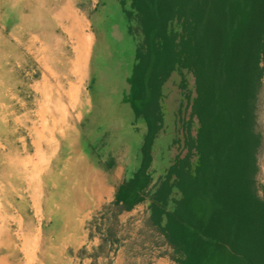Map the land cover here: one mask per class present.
Returning <instances> with one entry per match:
<instances>
[{
  "label": "trees",
  "instance_id": "16d2710c",
  "mask_svg": "<svg viewBox=\"0 0 264 264\" xmlns=\"http://www.w3.org/2000/svg\"><path fill=\"white\" fill-rule=\"evenodd\" d=\"M118 3L135 50L124 102L148 129L117 215L149 201L147 228L176 264H264V0ZM175 72L191 111L174 141L182 152L155 184L164 86Z\"/></svg>",
  "mask_w": 264,
  "mask_h": 264
},
{
  "label": "rangeland",
  "instance_id": "374dc122",
  "mask_svg": "<svg viewBox=\"0 0 264 264\" xmlns=\"http://www.w3.org/2000/svg\"><path fill=\"white\" fill-rule=\"evenodd\" d=\"M49 1L51 0H0V197L2 196L5 200H9L10 203L14 204V207L18 209V213L26 217L27 223L32 221L31 223L35 228L40 219L37 220L32 211L31 184L34 181L32 173L35 168L37 172L41 173L45 193H47L44 197L46 219L41 227V252L49 253L50 257L57 261L64 251L65 245L50 242L48 239L50 232L51 234L56 232L54 235H59V231H63V229L48 227V203H50L48 199H53V208L56 205V210H59L61 196L51 194L48 196V191L60 193L66 189L70 183V179L67 178L78 177L71 176V173L85 171L80 169L82 166L81 161H86L90 165L93 162L98 163L97 168L107 159L123 160L128 163L131 159H133V162L140 161V151L138 153V149L134 147L133 142L135 135L139 134L141 137L142 132L131 131L128 123L130 116L126 112L129 105H123L121 102L126 81L125 84L122 82L123 77L119 76L118 72L125 69L119 70L117 64L122 60L127 63L131 61L132 48L129 39L121 41L123 39L118 38L116 40L111 37L113 51H111V58L108 60L110 64L109 72H101L98 58L94 60L95 52L100 51L105 29H109V34L115 30L116 12L112 14L113 17L111 14L108 15L112 17V21L108 17L105 22L100 24L99 22L104 15L103 10L105 7L103 4L105 0H96L98 1L97 8L95 12H90L88 19L80 13L78 15L75 13L74 17L70 16L71 19H56L48 14V9L49 7H56L57 4L55 3L60 5V0L54 3ZM73 1L75 0H63L69 6L72 5ZM76 1H80V3H76L79 6L83 0ZM109 2L108 4H110ZM113 3H117L120 7L117 1H113ZM77 5L75 6L77 7ZM114 11H116V8ZM93 26L99 36L96 47ZM89 38L93 42L92 48L86 57L88 59L86 68L83 64L81 66L76 59L75 48L76 46L82 47L83 44L86 45L87 40L91 41ZM48 45L50 46L49 52ZM52 49H54V53H52ZM95 49L96 51H94ZM40 53L42 56H48L46 66L48 64L52 66L53 64L61 75L75 80L76 83V80H78V83L73 87L76 93L82 91V102L85 103L84 111H99L103 108L115 111L116 115L121 116L123 119L121 125L113 124V130L110 129L109 132L105 133V136L103 135L100 140H97L94 138L97 133L103 134L96 131L98 119L102 120L106 117L101 116L98 118L92 115H85L84 118L75 117L70 123L78 125L77 132L69 131L64 134V130H60L62 132L59 133L62 136H57L54 145L49 149L52 154H49L50 157L48 158V144L42 141L39 147V141L33 142L32 111L36 97L34 83L38 82L42 72H46L43 62L41 61L42 65L39 62ZM59 60H61V64H59ZM73 61L76 62L74 69H72ZM56 63L59 64L57 67ZM93 66L95 67L96 79L94 77L93 90L90 91L92 74H94ZM129 67L130 63L127 64V70H129ZM47 68V74L51 77L49 72L51 68ZM98 70L101 74L100 78ZM172 76L164 86L163 96L165 97L162 100V107H164L168 119L171 122L174 121L175 129L173 130V126L167 125V131H164L157 140L156 159L153 163L155 184L159 183L175 161L176 156L182 152V149L174 141L177 137L182 138L183 119H187L191 111L187 106L188 101L185 98V92L179 87L181 76L178 72H175ZM67 78H63V80L66 82ZM194 83V77L189 74L188 89L193 95H195ZM260 119L264 132V93L262 95ZM108 123L110 124V122ZM134 149L137 152L136 155ZM51 158L52 163L49 164L48 170V166L45 168L42 161L45 159L50 161ZM261 167L260 183L264 184V152L261 157ZM51 172L53 174L65 173L66 175L63 176V179L52 175L53 180H48V173ZM48 184L51 186L48 187ZM117 216L115 206H106L86 227L91 228L90 225H93L96 230L101 231L103 229L105 230L104 233L108 234V239L116 241L118 239L117 234H115L118 222ZM146 237L149 241L153 238L151 242L161 243L159 236L153 235L150 237L148 235ZM20 241L19 229L16 224H12L8 233L3 235V243L6 248L0 255H8L12 264H22V253L18 248ZM162 246L165 249L164 252L167 253V247ZM138 264H142V262H138Z\"/></svg>",
  "mask_w": 264,
  "mask_h": 264
},
{
  "label": "crops",
  "instance_id": "0c3cea01",
  "mask_svg": "<svg viewBox=\"0 0 264 264\" xmlns=\"http://www.w3.org/2000/svg\"><path fill=\"white\" fill-rule=\"evenodd\" d=\"M105 1L103 4L105 7L103 10L104 15L99 23L101 24L105 22V19H108L109 14H111L113 17L112 14L115 12L117 23L115 25V30L110 32V34L108 32L109 29H105L100 51L98 53L95 52L94 60L98 58L97 60L100 63V71L107 73L110 70V64L108 60L111 58V51H113V46H111V37H114L116 40L118 38L120 40L123 39L121 41L126 39L130 40V38L128 37L126 21L120 13L121 7H118L117 3H113L112 0H109L111 1L109 2L110 4L106 3ZM115 1L118 2V0ZM49 2L54 3L59 1L51 0ZM78 2L80 3V1ZM78 2L75 0L72 2V5L69 6V4H66L63 2V0H60V5L55 3L57 4L56 7H49L48 14H51L52 17L56 19H68L70 16L75 15V13L77 15L80 13L84 18L88 19V17H90V12H95L98 1L83 0L79 6L77 5ZM75 5H77V7ZM115 8L116 11H114ZM112 17H109V20H111ZM93 34L96 47L97 42L99 41V36L95 27ZM131 48L132 57L130 56L131 61L128 62L130 63L129 70H127V62L122 60L117 64L119 70L125 69L122 70V72H118V75L123 77L122 82L125 84L126 81V86L122 91L123 97L121 102L123 105L127 104L124 102V95L129 89L127 79L131 75L133 59L135 55L134 48ZM49 49L50 46L48 45V52L50 51ZM51 51L54 53V49ZM94 51H96V49ZM46 60L48 61V56H42L40 53L39 62L40 65H42L41 61L43 62V67L46 72H42L38 82L34 83L36 97L34 99L32 117L34 143L39 141V147L41 146L42 141L46 142V144L48 143V158L50 157L49 154L52 153V151H49V149L54 145V142L57 140V136L61 135L59 132L62 131L60 130H64V134L66 132L68 133L69 131L77 132L78 125H73L70 123V121L75 117L78 118L80 116V118H84L85 115H92L93 117L98 118L101 116L106 117L102 120L98 119L96 131H100L103 134L97 133V135L94 137L97 140H100L103 135L105 136V133L109 132L110 129L113 130V124L121 125L123 119L121 116L119 117V115H116L115 111H109L107 108H103V110L99 111H84L85 103L82 102V91H80V93H76L73 87L78 83V80H76V83L75 80H71L70 78L68 79L64 75H61L60 72H57L53 64L52 66H49V64L46 66ZM58 62L61 64V60ZM59 64L56 63V67ZM47 67L51 68L50 71L48 70L51 74V77H49L47 74ZM97 72L100 78L101 74L99 70ZM93 73L94 74L92 75L94 78L96 76L95 67ZM63 78H67V81L65 82ZM180 83L181 79L179 82V87ZM164 97L165 96H163V99ZM163 110L164 128L161 134L164 131H167V125H171L173 126L172 129H175L174 121L171 122V120L168 119L164 107ZM126 112L130 116L128 123L131 127V131L142 132L140 134L141 137L139 134H133L135 135V140L133 142L134 147L138 149L137 151L139 153L143 144L144 136L148 129L147 123L144 119H138L135 116L130 105L128 107V111ZM108 122H110V124ZM157 140L153 148L154 161L156 159ZM136 154L137 152H135V155ZM42 162L45 165V168L48 166L49 170V164L52 163V158L50 161L45 159ZM140 163L141 160H136L133 162V159H131L128 163L123 160L117 161L113 159H107L106 161H103L102 164L97 168L96 165L98 163L95 164L93 162L90 165L86 161H81L80 164L82 166L80 169L85 171L71 173V176L74 175L75 177H78H68L67 179H70V183L66 189L60 193H51L48 191V196L50 194L61 196V206L59 207V210H56V205L53 208V199H48V202H50L48 203V227L63 229V231H59V235H54L56 232L53 234L50 232L48 239L50 242L60 243L63 246L65 245V249L57 261L53 260L49 253L46 254L41 252V227L44 225V220L46 219L44 210V197L47 195V193H45L43 176L40 172H37L35 168L34 172L32 173L34 181L33 184H31V201L33 203L32 211L34 212V217L37 220L40 219V221L34 228V225L31 223L32 221L27 223L26 217L18 213V209L14 207V204L10 203L9 200H5L1 196L0 253H3L4 249L6 248L3 243L2 235H6L10 226L12 224H16L21 238L18 248L22 253V264H138V262H142V264H176L164 252L165 249H163L161 243L151 242L153 238H150L151 240L149 241L146 237L148 235L150 237L154 235L153 231L148 229L146 225L147 219L150 216L149 201L137 205L131 211H123L118 214V222L115 229V234H117L116 237L118 238L116 241L108 239V234L104 233L105 230L103 229L101 231L96 230L93 225L90 224L89 225L91 228L86 227L87 224L91 222V220L98 213L105 209L106 206H114L113 203L115 201L118 188L122 185L126 178L130 177L139 168ZM52 175L63 179V176L66 174H53V172H51L48 173V180H53ZM98 183H101L100 186H98ZM50 186L51 185L48 184V187ZM2 190L4 191L3 187ZM40 215L42 216L40 217ZM123 232L126 233L124 234ZM0 264H12L10 262V257L8 255L1 254Z\"/></svg>",
  "mask_w": 264,
  "mask_h": 264
},
{
  "label": "bare ground",
  "instance_id": "6f19581e",
  "mask_svg": "<svg viewBox=\"0 0 264 264\" xmlns=\"http://www.w3.org/2000/svg\"><path fill=\"white\" fill-rule=\"evenodd\" d=\"M80 34V33H79ZM81 35V34H80ZM81 37V36H80ZM82 38V37H81ZM80 38V39H81ZM91 40V38H89ZM83 40V38H82ZM84 41V40H83ZM82 42V41H81ZM92 40L89 41L87 40L86 42V45L83 44L84 46L82 47H77L75 48V51H76V59L78 60V62L81 64H83L84 67L87 68V65H88V59H86L88 53L90 52L91 48H92ZM110 56V55H109ZM75 61V60H74ZM73 61V62H74ZM75 63V64H74ZM72 63V69H74V67H76V62ZM78 71V70H77ZM1 100V99H0ZM48 141V140H47ZM34 142V141H33ZM40 143V142H39ZM38 143V144H39ZM165 143V142H164ZM48 144V143H47ZM35 146V145H34ZM11 147V146H10ZM43 152V151H42ZM38 153V152H37ZM52 154V153H51ZM6 155V154H5ZM14 155V154H13ZM11 157V156H10ZM8 159V158H7ZM6 159V160H7ZM16 160V159H15ZM11 161V160H10ZM12 166V165H11ZM19 166V165H18ZM5 168V167H4ZM11 168V167H10ZM13 168V167H12ZM16 168V167H15ZM18 168V167H17ZM16 170V169H15ZM5 171V170H4ZM9 171V170H8ZM11 171V170H10ZM17 171V170H16ZM15 172V171H14ZM18 172V171H17ZM19 173V172H18ZM13 175V174H12ZM19 175V174H18ZM89 181V180H88ZM100 182V181H99ZM99 184V183H98ZM101 184V183H100ZM100 184L98 186H100ZM97 186V185H96ZM105 186V185H104ZM102 187V186H101ZM104 188V187H103ZM3 236V235H2ZM2 238V237H1ZM3 239V238H2Z\"/></svg>",
  "mask_w": 264,
  "mask_h": 264
}]
</instances>
